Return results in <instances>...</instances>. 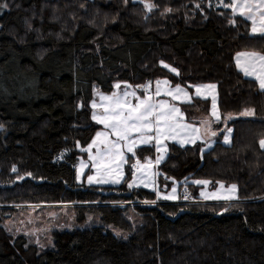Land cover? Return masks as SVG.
<instances>
[{"label": "trees", "instance_id": "1", "mask_svg": "<svg viewBox=\"0 0 264 264\" xmlns=\"http://www.w3.org/2000/svg\"><path fill=\"white\" fill-rule=\"evenodd\" d=\"M123 2L0 0L8 4L0 8V264H264V92L234 62L238 51H264V41L242 17L231 24L229 8L193 13L201 0H150L151 12L140 0ZM81 13L87 21L100 13L104 23L83 22ZM171 57L190 83L216 85L221 114L254 115L230 121L228 144L221 134L203 152L200 143L170 145L160 173L235 184L238 199L201 202L189 185L193 201L141 204L155 193L126 181L76 183L79 148L98 129L93 85L109 93L115 81L143 82ZM62 203L80 213L77 221L95 215L102 225L57 231L42 250L2 226L14 205Z\"/></svg>", "mask_w": 264, "mask_h": 264}, {"label": "snow or ice", "instance_id": "2", "mask_svg": "<svg viewBox=\"0 0 264 264\" xmlns=\"http://www.w3.org/2000/svg\"><path fill=\"white\" fill-rule=\"evenodd\" d=\"M140 2L149 12L157 7L150 0H140ZM124 3L127 4L128 0H124ZM218 4L232 10L231 24H236V16L242 17L245 21L250 22L251 35L258 36L264 41V0H230L228 3H225L224 0H218ZM7 7V3L0 4V8ZM196 7L199 8L200 5L197 4ZM166 11H171V9ZM234 59L236 68L245 77L252 78L258 84L259 90L264 92V51L255 49L238 51ZM164 67L169 68V65L164 64ZM170 71L179 76V71L175 67L170 68ZM192 87H195L196 97L204 100L211 97V114L200 121V127L185 122L181 108L175 103L167 99H157V97L165 96L170 97L172 101L191 102L193 97L179 83L172 86L167 79L157 80L154 92L151 90V82L146 85H137L136 89H140L142 95L138 94L137 90L129 84H125L124 89L120 91L121 84L117 83L114 85L117 91H113L110 95L101 93L100 102L93 100L91 107L93 109L92 120L98 125H103V130L97 131L87 148L81 149L88 154V163L80 162L76 179L80 180L83 170L90 164L91 168L94 169V175L87 177L89 184H119L124 179V165L137 155L136 149L141 145H154L157 153H166L165 141L168 140L178 141L183 145L195 144L198 140H203L205 136L215 137L217 131L213 130L212 124L221 121V114L217 107L216 85L198 84ZM128 89L133 90L129 91ZM240 115L253 116L254 110L245 109ZM230 119H232V114L225 117V121ZM3 127L0 125V130ZM231 132L232 129L228 128L227 133L230 134ZM224 142L229 143V135L224 136ZM259 145L264 149V138L260 139ZM201 151L203 152V149ZM127 153H130L131 156H128ZM163 159V155H157L154 163L151 160L141 163L137 159L135 163L131 164L132 181L128 183V188L139 187L141 184L148 187L151 184L157 200L178 199L175 186L172 187L171 193L166 195H162L156 186V177L159 172L154 169ZM12 172H17L15 166L12 168ZM194 183L208 185L210 181L196 180ZM220 188L223 189L224 185L220 184ZM236 192L237 185L232 184L227 194L202 191L200 195L205 200L230 202L238 199ZM188 198L187 195L184 196V199L187 200ZM155 202L145 201V203ZM227 210V208L224 209V211ZM28 222L31 223L32 221L29 220ZM45 230L40 229L39 231ZM25 234H35V231ZM116 234L119 236L120 232L117 231ZM124 238L127 239L126 236ZM36 242L39 243V240L37 239Z\"/></svg>", "mask_w": 264, "mask_h": 264}, {"label": "rangeland", "instance_id": "3", "mask_svg": "<svg viewBox=\"0 0 264 264\" xmlns=\"http://www.w3.org/2000/svg\"><path fill=\"white\" fill-rule=\"evenodd\" d=\"M98 1L100 3H106V2H109L110 0H98ZM201 1H202L201 3L193 4V6H194L193 13L199 12L204 18H206V17H205V13H204L205 9L203 8V6H205V7L206 6L207 7L208 6L209 7L210 6H212V7L216 6V7L224 8V7L219 6L218 0H216V3H214L215 5L210 0H201ZM224 2L228 3V2H230V0H224ZM197 4L200 5L199 8L196 7ZM123 5H126V4L123 2ZM48 7L49 6L46 5L47 9H49ZM56 14H59L58 10L56 12H54V14H53L54 18L52 17V20H54V21L59 20V18L57 17ZM78 16L81 17V19H82L81 21L87 22V23L92 22V23H95L96 25H99L100 23L103 24L104 19H105V18H102V14H100V13H99V15H93V17H90L89 21H87V19L84 17V15L82 13ZM250 28H251V24H250ZM99 36H101V33H99ZM234 57H235V55H234ZM161 62H163V63H161ZM234 62H235V59H234ZM164 64L169 65V68H165ZM179 64L180 63L178 61H176L173 57H171L169 59H165V60H157L155 67L150 70L151 75H152V77L150 79L144 80L143 82H140V83H133V84H130L127 81H115L113 83V90L109 93L102 92L98 88L97 85H93L91 102L93 100H96L99 103L101 93H103L105 95H110L113 91H117V89L114 88V85L117 83L121 84L120 91H122L124 89L125 84L132 85L133 88L136 89L137 85H146L149 82H151V90L154 92L155 82L157 80L167 79L171 82L172 86H175V84L179 83L182 87H185L186 90L189 91V93L193 97V99L191 102H188V103H183L181 101H172L170 97H165V96L157 97V99H167L170 102L175 103L178 107L181 108V111L184 114L185 122L190 123L195 127H200V121L205 119L206 117H209L211 114V97H208L209 101L207 100L208 102H206V103L205 102L198 103V101H204V99L198 98V97L196 98V96H195V87H192V86L198 85V84H193V83H190L189 81H187L185 74L180 72L181 68H180ZM172 67H175L179 71V76H177L175 73H172L170 71V68H172ZM248 78H250V77H248ZM128 90L131 91L133 89H128ZM136 90H137L138 94L142 95V92L140 91V89H136ZM215 91H216V97H217V90H215ZM91 102H90V108H91V119H92L93 109L91 107ZM192 109H209V112L205 113V112H202V110H198V111L196 110L195 114H190V112H191L190 110H192ZM220 114H221V112H220ZM227 116H228V114H226V113L221 114V121L212 124L213 130L217 131V135L215 137L209 138V137L205 136L203 140H198L195 143V144L200 143V149H203V151L208 149L211 145L214 144L216 137L218 135H221V134H223V138L221 139V142L224 144H228V143L224 142V136L229 135V143H230V138H231L232 132L230 134L227 133V129L230 128L229 127L230 121H232L233 119H236L239 117H245V116H241L240 114H237V115L232 114V119L225 121V117H227ZM248 117H252V116H248ZM93 122L96 124L95 121H93ZM96 125L98 127L96 132L103 130V125H98V124H96ZM95 133H94L93 138L95 137ZM90 143H91V141L88 144H90ZM88 144L84 147L79 148V150H80L79 157H78V160L74 166L75 182L79 183V184L84 183L86 185H112V186H118L119 184L123 183L124 181H126L125 184L128 185V183L132 181L131 164L135 163L137 159H139L141 163H146L148 160H151L154 163L157 155H163L164 159L166 158L168 151H169V146L172 144H176L179 146H187V145L193 146V145H195V144H183V145H181L178 141L168 140V141H165V144L167 145V152L166 153H157L154 145H141L140 146L141 150L145 151L146 147H149L150 151L148 152V154H145L142 157L138 156V154H137L135 157H132L128 161L127 164L124 165V179L119 184H111V183H109V184H97V183L89 184L87 177L89 175H94V169L91 168L90 164L88 167H86L83 170V174L81 175L80 180L78 181L76 179L77 169L79 168L80 162L84 161L85 163H88V154L81 150L83 148H87ZM140 147L136 149V152L138 151V149H140ZM93 151H95V149H93ZM127 155L131 156L130 153H127ZM154 170L159 172V175L156 177V186L158 187V189L160 190L162 195L170 194L172 187L173 186L176 187L178 199L170 200V202L193 201L192 195H193V191L195 189L197 191L199 198L201 199V202H228V201H224V200H212V199L205 200L203 197H201L200 193L203 191L205 193L220 192L222 194H227L228 189L230 188V186L232 184H226V183H223L220 181H217V182L210 181V183L208 185H200V184L194 183V181L199 180V179H194V178L186 179V180L179 182V181L171 179V178H164V176L161 175V173H160L159 165L155 166ZM137 175L139 176V173ZM126 176H128V178H125ZM203 180H206V179H203ZM181 183H183V184L181 185ZM220 184L224 185L223 189L220 188ZM189 185L194 186L195 189ZM139 187L153 191L152 190L153 186L151 184H149L148 187H144L141 184ZM139 187H134V188H139ZM185 195H187L189 197L187 200L184 199ZM155 197H156V194H155ZM155 201L156 202L163 201V199L157 200V198H156ZM125 203L121 202L120 204L123 205ZM140 203L141 204H150V203H145V200L141 201ZM14 206H15L14 207L15 209L11 212V215L9 217H3L2 226L5 228L6 232L13 237L18 236V235L25 236L27 241L29 242V244L37 245L39 250H42V249H45V248L52 246L53 237H54L55 232H57V231L65 230V229H72L74 227L90 226L93 224L102 225L101 221L98 220V217L95 215H88L85 220L81 219L80 221H77V217H81L80 213L77 210H74L73 205H71V204H63V203L62 204H27V205H22V206H17V205H14ZM30 206H32V207H30ZM2 207H4V206H2ZM29 220H31L32 222L29 223L28 222ZM105 227L108 230L112 231L115 235H117L116 233H117V231H119L118 229L114 228L111 225H105ZM40 229H46V230L45 231H39ZM34 231H35V234H28V235L25 234V233H33ZM119 232H120L119 236H122L123 235L122 232L121 231H119ZM37 239L39 240V243L36 242Z\"/></svg>", "mask_w": 264, "mask_h": 264}, {"label": "built area", "instance_id": "4", "mask_svg": "<svg viewBox=\"0 0 264 264\" xmlns=\"http://www.w3.org/2000/svg\"><path fill=\"white\" fill-rule=\"evenodd\" d=\"M63 154H64V151H62V152H61V154L57 155V157H56V158H57V159H60V158H61V156H62Z\"/></svg>", "mask_w": 264, "mask_h": 264}, {"label": "crops", "instance_id": "5", "mask_svg": "<svg viewBox=\"0 0 264 264\" xmlns=\"http://www.w3.org/2000/svg\"><path fill=\"white\" fill-rule=\"evenodd\" d=\"M164 202H170V200H163Z\"/></svg>", "mask_w": 264, "mask_h": 264}, {"label": "water", "instance_id": "6", "mask_svg": "<svg viewBox=\"0 0 264 264\" xmlns=\"http://www.w3.org/2000/svg\"><path fill=\"white\" fill-rule=\"evenodd\" d=\"M134 1H137V0H134Z\"/></svg>", "mask_w": 264, "mask_h": 264}]
</instances>
